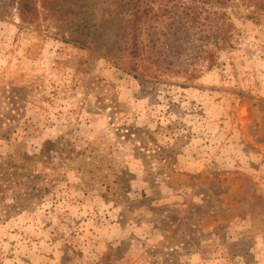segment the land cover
I'll return each mask as SVG.
<instances>
[{
	"label": "rangeland",
	"instance_id": "374dc122",
	"mask_svg": "<svg viewBox=\"0 0 264 264\" xmlns=\"http://www.w3.org/2000/svg\"><path fill=\"white\" fill-rule=\"evenodd\" d=\"M42 1L29 22L0 0V161L57 167L7 184L0 264H264V14L229 7L212 69L153 80L119 65L103 0Z\"/></svg>",
	"mask_w": 264,
	"mask_h": 264
},
{
	"label": "trees",
	"instance_id": "16d2710c",
	"mask_svg": "<svg viewBox=\"0 0 264 264\" xmlns=\"http://www.w3.org/2000/svg\"><path fill=\"white\" fill-rule=\"evenodd\" d=\"M21 19H34L37 0H13ZM48 0L41 2L46 7ZM102 10L108 22H118L120 39L116 40L122 56L119 65L137 78L170 80L198 78L204 70L217 64V51L230 45L235 28L227 9L244 6L247 18L264 14V0H103ZM95 14L88 12L77 18L64 36L81 48L90 45L96 27ZM197 62L199 64H197ZM51 143V142H49ZM24 155V157H20ZM25 153H9L0 161L3 181L0 200L5 199L7 184L20 185L39 170L38 178L46 179L45 169L57 167L37 161ZM45 164H44V163ZM26 163L24 167L21 165ZM43 163V164H42ZM41 164V168L37 166ZM20 172H8V169ZM12 176L9 179V176ZM42 180V179H41ZM43 181V180H42ZM6 184V185H5ZM47 185L45 186L46 189ZM3 188V189H1ZM44 189V190H45ZM13 199L21 200L19 197Z\"/></svg>",
	"mask_w": 264,
	"mask_h": 264
}]
</instances>
